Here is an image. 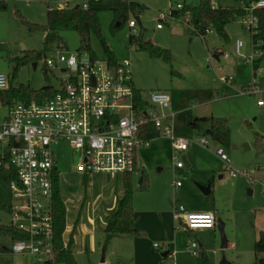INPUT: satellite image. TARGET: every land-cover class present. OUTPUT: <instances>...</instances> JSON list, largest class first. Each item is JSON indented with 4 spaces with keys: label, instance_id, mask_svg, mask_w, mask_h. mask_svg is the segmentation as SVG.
Instances as JSON below:
<instances>
[{
    "label": "rangeland",
    "instance_id": "obj_1",
    "mask_svg": "<svg viewBox=\"0 0 264 264\" xmlns=\"http://www.w3.org/2000/svg\"><path fill=\"white\" fill-rule=\"evenodd\" d=\"M0 73L9 79V86L14 88L19 85L29 86L39 90L50 86L54 90L60 88V74L57 71H47L44 60L51 57L58 49L67 50L74 54L87 53L80 49V39L73 28L61 31L59 37L63 47L53 46L44 51V35L42 33H30L18 18L22 16L31 23L37 25L46 24L48 6H55V0H0ZM69 8L80 5L83 0H67ZM143 5L145 10L139 16V24L131 29L129 22L118 30H113L114 16L111 11V0H89L90 7L99 10V21L102 37L112 52L114 58L121 62L130 60L132 63V83L135 90L140 91L142 98L150 102L151 93H166L168 95L180 92L209 90L214 92L212 101L193 106V114L197 118L214 117L227 120L230 129L229 147H221L204 132L209 124L201 123L192 139L197 141L201 138L209 142L207 149H200L202 156L210 152L215 155L217 148L221 147L230 160V167L240 173L233 178L225 171L222 161L216 157H203L202 165L207 163L212 167L220 166L217 174L207 175L205 172L197 174L199 178L210 181L211 196H205L201 192L202 199H181L177 202V208L182 206L189 212L190 205L199 206V203L209 204L212 207L213 199L217 202L216 217L226 224L224 231L228 240V248L221 250V236L217 228L214 230H201L188 233L183 225L176 222L179 241L177 244L180 255L163 264H196L197 258L187 253V248L193 241L199 242L208 259L213 264H220L225 258L227 264H255V242L259 233H264V152H259L256 136L264 137V68L261 72L254 73L253 63L246 62L243 58L230 55L229 60L222 56L217 60L216 52H227L230 46L237 41L244 45L242 54L251 56L252 35L246 29L243 18L237 17L234 22L226 27L229 37L227 43L223 42L216 32L202 39L194 33L191 25L183 19L177 22L164 24L162 30L157 29L158 16L160 13L168 12L176 8L173 0H129ZM186 6H198L200 0H179ZM250 2V0H244ZM3 7V8H1ZM215 8L239 9V0H216ZM142 36L145 41H150L157 47L169 50L171 62L167 63L159 58H151L146 52L140 50L136 45L129 43V35ZM91 49L98 58L106 60L102 44L95 38H91ZM25 51L43 52V60L37 63L36 68L32 64L21 67L16 77L14 69L16 59L22 58ZM253 61L258 57L252 55ZM232 78V83L226 82ZM258 89V94L252 90ZM8 114V107L0 103V120ZM149 147L145 149L147 156L143 162L146 169L140 168L132 175L133 179V208L146 209L152 199L174 195L173 184L181 176V184L187 185L191 175H178L180 172L173 171V148L172 142L166 137H160L150 141ZM57 172L59 173V186L61 197L67 207V220H76L71 212L76 210L83 213L88 212L92 218L94 209L93 201L95 193L90 188V180L77 171L82 162L80 151L72 148L66 141H61L53 149ZM154 153V155H152ZM181 161L182 155L179 154ZM217 162V163H215ZM185 165V164H184ZM203 167V166H202ZM201 167V168H202ZM185 170H189L185 165ZM184 170V171H185ZM193 170V169H192ZM146 173L149 187L141 189L139 186L142 174ZM220 173V174H219ZM205 175V176H204ZM207 175V176H206ZM223 175V179H220ZM214 181V183L212 182ZM195 188L203 186L200 180L192 182ZM199 189V188H198ZM252 191V195H249ZM0 204L9 208L13 204V198L9 185L0 176ZM89 204V205H88ZM82 206V207H81ZM103 215L99 206L94 209ZM202 213V212H193ZM203 213H205L203 211ZM10 214L7 210L0 209V225L10 224ZM95 220L94 236L95 250H79L75 254L78 264H131V260L121 256L123 248L109 243L105 247V235L101 226L100 218ZM88 224L87 227H90ZM91 228V227H90ZM152 245H163L159 240H153ZM12 239L0 236V264H46V261L29 254H13L10 252ZM155 250V249H154ZM82 251V252H81ZM216 251V255H213ZM113 252L115 253L114 255ZM160 256L168 249H157ZM117 254V255H116ZM104 257L105 262L101 263ZM107 258V262H106Z\"/></svg>",
    "mask_w": 264,
    "mask_h": 264
},
{
    "label": "built area",
    "instance_id": "obj_2",
    "mask_svg": "<svg viewBox=\"0 0 264 264\" xmlns=\"http://www.w3.org/2000/svg\"><path fill=\"white\" fill-rule=\"evenodd\" d=\"M49 10L69 7L67 0H55ZM243 23L252 36L258 33V20L254 11L264 9V0L245 4ZM80 6L90 9L89 0ZM181 4L158 16L157 29L164 24L177 22L174 11L182 10ZM189 23L190 16L183 19ZM129 27L135 29L137 22L131 20ZM213 34L208 31L207 35ZM256 56L263 55V43L254 42ZM243 43L237 41L234 53L237 58L253 63L252 56L242 54ZM218 57L228 60L230 53L218 51ZM47 70L60 74V88L52 98L42 103L17 102L8 107V114L0 120V176H13L7 184L13 198L9 207L10 227L24 233L27 238L12 239L10 252L29 254L48 262L54 258L53 182L57 172L54 147L61 141L80 151L82 162L77 171L82 174H134L137 152L149 146L150 141L141 137L149 124L160 136L171 140L173 164L177 170L185 169L179 154L187 152L195 144L192 139L175 133L176 112L171 107V97L166 93H151L148 107L135 108L132 63L130 60L111 63L107 59L92 58L87 53L74 54L58 49L44 60ZM232 83V78L226 80ZM9 79L0 73V91L8 90ZM258 94V89H252ZM259 106L264 102L260 101ZM208 148L209 142L198 143ZM215 155L226 165L229 174L236 178L243 174L230 167V160L219 147ZM243 175H246L245 173ZM181 176L175 187H181ZM174 218L189 232L213 230L217 220L213 213H189L184 207L176 209ZM159 248L158 245H155ZM188 252L195 258L201 252L193 241ZM216 254V252H214Z\"/></svg>",
    "mask_w": 264,
    "mask_h": 264
},
{
    "label": "trees",
    "instance_id": "obj_3",
    "mask_svg": "<svg viewBox=\"0 0 264 264\" xmlns=\"http://www.w3.org/2000/svg\"><path fill=\"white\" fill-rule=\"evenodd\" d=\"M216 0H200L198 6H183L182 10L174 11L173 15L177 19H185L186 15L190 16L189 24L194 33L198 34L202 39L208 35V31L216 32L219 38L227 43L229 37L226 33V27L235 21L237 17L243 18L246 12L243 9L232 8H215ZM252 2L258 0H251ZM111 11L114 16L113 30L120 29L123 25L136 18L139 22V16L144 12L143 5L131 2L129 0H111ZM3 2L0 1V5ZM3 8V7H1ZM254 15L258 20V33L252 36L253 42H262L264 50V9L254 11ZM21 24L27 28L30 33H42L44 35V51L51 49L53 46L63 47L62 40L59 37L61 31L73 28L80 39L81 51L88 52L92 58H98L91 49V38L95 37L103 47V51L107 56V60L116 63L112 52L106 45L102 34L99 21V10L90 8L84 10L80 5L72 8L53 9L47 11L46 24L37 25L31 23L22 16H18ZM141 25V23L139 22ZM129 43L136 45L140 50L146 52L151 58H159L163 61L171 62V53L169 50L155 46L150 41H145L142 33L139 36L129 35ZM43 52L25 51L22 58L16 59V67L14 69V77L18 70L30 64H36L43 60ZM254 73L258 70V63H253ZM47 69L44 74H47ZM55 90L50 86H45L39 90L32 89L29 86L19 85L14 88L9 86L8 90L0 91V103L5 107H10L17 102L30 103L36 101L42 103L46 99L54 96ZM171 97V107L176 112L174 121L175 133L177 136L192 139L194 133L200 129L201 123L209 124V128L204 132L205 136L210 137L221 147H229L230 145V129L228 122L222 118L194 116L191 105L197 103L203 104L213 100L214 92L209 90H196L188 92H180L173 94ZM135 108L139 110L148 107L147 101L142 98L140 91L134 90ZM141 137L146 141H152L161 137L159 131L154 125L149 124L143 128ZM256 143L259 152H264V137L256 136ZM133 174H126L123 177V197L119 202L116 211L106 217L105 247L114 238L123 235H135L137 230L134 222L133 208ZM3 180L8 183L13 176L3 175ZM149 184L147 175L143 173L141 189H148ZM0 209L9 211V208L0 204ZM53 222H54V258L46 264H78L70 244L64 245L63 235L66 228V206L61 197L59 186V173L54 175L53 182ZM0 236L10 239H24L27 236L8 226L0 225ZM255 264H264V234L255 243ZM196 264H213L204 250L201 249Z\"/></svg>",
    "mask_w": 264,
    "mask_h": 264
},
{
    "label": "crops",
    "instance_id": "obj_4",
    "mask_svg": "<svg viewBox=\"0 0 264 264\" xmlns=\"http://www.w3.org/2000/svg\"><path fill=\"white\" fill-rule=\"evenodd\" d=\"M245 4H249L252 2H246L242 0ZM4 2V1H2ZM240 2V1H239ZM239 9H242V5L240 3ZM162 30V29H161ZM253 40L251 44V53L252 55H255L254 52L256 48L253 47ZM235 46V45H234ZM234 46H230L228 52L233 55L234 57L235 54H232L231 48H234ZM244 47V45H243ZM243 49V48H242ZM218 53V52H216ZM251 55V56H252ZM248 56V57H251ZM216 59L218 60L219 57L218 55H215ZM258 59L257 61H253L258 63V70L261 72L264 68V50H263V55L262 56H257ZM237 58V57H236ZM230 59V58H229ZM228 59V60H229ZM256 71V72H257ZM255 72V73H256ZM193 112V110H192ZM207 130V129H206ZM160 138V137H159ZM158 139V138H156ZM154 139V140H156ZM203 139V138H201ZM194 141L195 144H193L190 149L182 154V159L184 161V164L189 170L185 169H180L178 175H182V173L186 175H191L190 182L187 185L182 184L181 187L176 188L175 183L173 184V191L174 195H171V192H169L165 197H159L158 199H152L150 201V204L148 205V208L146 209H139L134 207V222H135V228L137 230V234L135 235H123L114 238L110 243L114 247L117 245H120L123 248V252L121 253V256L126 257L127 259L131 260V264H163L164 260H169L172 257L177 258L180 254L178 252H182L181 250L178 251V241H179V234L178 230L175 227L176 222L181 223L180 221H177L174 218V214L177 209V202H179L181 199H187L191 200L190 198L194 199H202V194L201 191L198 188H195L192 184V182L197 179L200 180V182L203 183V186L207 185V182L210 181L208 177L213 173L217 174L216 172H222L220 171V166L212 167L208 165L207 163L202 165L201 159L205 157H216L214 156L211 152L210 154L207 153L202 156L201 152L203 149L202 146H200L198 143L201 140ZM152 140V141H154ZM193 140V139H192ZM151 141V142H152ZM150 146V145H149ZM148 146V147H149ZM209 147V146H208ZM147 147L140 149L137 152L136 155V172L142 168L143 170L146 171L143 162L146 160L147 156V151H145ZM202 149V150H200ZM154 155V153H152ZM213 159V158H212ZM216 160L221 161L218 157ZM217 163V162H215ZM225 165L227 173H229L228 170V165L223 163ZM203 166V167H202ZM202 167V168H201ZM193 169V170H192ZM176 168L174 167L173 164V171L176 172ZM185 170V171H184ZM144 171V172H145ZM200 172H205L207 175L206 178H199V175L197 174ZM220 174V173H219ZM84 177L87 180H90V188L94 190V193L96 195L95 200L93 201V206L94 209L99 206L101 208V211L103 212V215H100L98 218L97 216L100 214L99 212L92 211V218L88 217V212L83 213L79 211H72L71 215L75 216L77 214V219L75 220H67V215H66V228L65 232L63 235V241L64 245L68 246L70 244L71 250L73 251L74 255L78 253L79 250H92V252L95 250V230H94V224L95 220H98L100 218L101 226L104 230L106 228V223L105 219L106 217L112 215L118 205L120 200L123 197V177L124 175L121 174H114V175H109V174H96V175H88V174H83ZM230 175V174H229ZM205 176V175H204ZM231 176V175H230ZM223 175H220V179H223ZM232 177V176H231ZM142 179H143V174L141 177V182H139V186L142 184ZM214 183V181H212ZM201 186V185H200ZM212 191L210 188V194L205 195V196H211ZM204 195V194H203ZM65 204V202H64ZM199 206L196 205H190V210L189 213L193 212H202L205 213H213L216 211L217 212V202L215 199H213V204L212 207L211 205H207L205 203H199ZM89 205V204H88ZM66 206V204H65ZM82 207V206H81ZM214 209L215 211H211V209ZM68 210L66 207V214ZM216 216V215H215ZM221 217H216V220L220 219ZM88 224H91V228L87 227ZM182 224V223H181ZM226 226V224H224ZM184 227V226H183ZM215 229V228H214ZM213 229V230H214ZM187 231V230H186ZM211 231V230H208ZM190 233L189 231H187ZM264 234L263 232L259 233L257 236V240L260 238V236ZM153 240H159L163 243V245H159V248H156L154 243L152 245L151 242ZM256 240V241H257ZM199 243V242H198ZM256 243V242H255ZM200 248L202 250L203 246L199 243ZM168 249V252L162 254L161 256L156 252L157 249ZM155 249V250H154ZM82 252V251H81ZM213 251V255L214 254ZM187 253L188 248H187ZM115 253L113 252L112 255ZM117 255V254H116ZM105 262V261H104ZM107 262V258H106ZM176 264V263H174Z\"/></svg>",
    "mask_w": 264,
    "mask_h": 264
},
{
    "label": "water",
    "instance_id": "obj_5",
    "mask_svg": "<svg viewBox=\"0 0 264 264\" xmlns=\"http://www.w3.org/2000/svg\"><path fill=\"white\" fill-rule=\"evenodd\" d=\"M179 0H173V2L177 3ZM231 52L232 54H235L234 53V48H231ZM216 58V57H215ZM36 64H33V67L36 68ZM141 182V180H140ZM199 190L204 194V195H208L210 194V188H211V185L208 184L206 186H198ZM249 195H252V191H249ZM216 228L217 230L219 231L220 233V236H221V250L224 251L228 248V240L226 238V235H225V231H224V228H225V225L224 223L218 219L217 220V224H216ZM104 257L102 258L101 260V263H104ZM220 264H227V262L225 261V258H223L222 262Z\"/></svg>",
    "mask_w": 264,
    "mask_h": 264
}]
</instances>
